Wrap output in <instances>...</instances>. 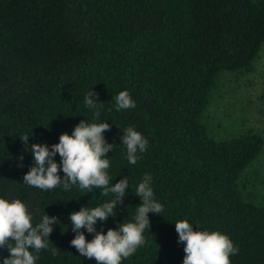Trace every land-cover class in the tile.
Returning a JSON list of instances; mask_svg holds the SVG:
<instances>
[{"label":"trees","instance_id":"1","mask_svg":"<svg viewBox=\"0 0 264 264\" xmlns=\"http://www.w3.org/2000/svg\"><path fill=\"white\" fill-rule=\"evenodd\" d=\"M263 46L264 0H0V198L25 203L34 226L44 213L60 222L49 237L59 254L42 250L36 264H96L71 246L69 216L114 196L23 183L34 161L20 137L29 136V148L51 146L81 121L111 125L110 185L129 181L115 216L98 221L97 231L134 222L145 174L164 206L149 213L147 243L122 264H183L174 224L184 220L194 231L227 235L239 249L231 264H264V205L242 181L263 138L249 131L216 140L204 123L218 75L250 73ZM92 90L98 120L84 104ZM122 91L134 109L115 110ZM128 126L149 142L135 165L121 144ZM9 255L0 248V264Z\"/></svg>","mask_w":264,"mask_h":264},{"label":"clouds","instance_id":"2","mask_svg":"<svg viewBox=\"0 0 264 264\" xmlns=\"http://www.w3.org/2000/svg\"><path fill=\"white\" fill-rule=\"evenodd\" d=\"M115 110L134 109L135 101L128 91H122L114 97ZM87 108L93 109V116L99 119L100 111L98 94L93 90L84 98ZM111 130V125L104 123H89L81 121L75 126L71 135L62 133L59 143L51 146L47 144H32L29 148L28 135H22L20 140L29 150L34 165L23 177V183L42 191L54 190L61 187L69 191L78 187L82 192L93 193L100 189V195L112 194L114 199L89 209L81 207L73 211L69 220L75 237L70 244L81 256L94 259L96 264H122L133 256L138 248L147 241L144 236L146 229L150 231L149 213L159 215L164 206L159 203L152 188V176L145 174L143 181L136 187L135 196L141 204L136 207L134 222L122 223L118 229H108L106 234L97 231V222H106L114 217L118 203L122 204L129 188L128 178L111 184L108 173L110 158L107 153L114 151V144H109L104 133ZM33 136V135H32ZM148 140L134 126L123 130L121 144L126 146V159L135 165L142 158L141 155L148 148ZM59 155L60 162L55 161ZM23 160V157L20 158ZM63 172V178L59 172ZM29 207L19 199L11 202L0 198V248H6L9 256L3 258V264H36L39 253L51 251L53 256L59 254L49 237L53 232V225L59 222L57 217H49L44 213L41 221L35 226ZM60 223V222H59ZM175 231L178 243L184 245L183 264H231L230 257L238 253L231 239L220 232L194 231L187 221H177ZM82 229L93 234L91 241L86 240Z\"/></svg>","mask_w":264,"mask_h":264},{"label":"rangeland","instance_id":"3","mask_svg":"<svg viewBox=\"0 0 264 264\" xmlns=\"http://www.w3.org/2000/svg\"><path fill=\"white\" fill-rule=\"evenodd\" d=\"M210 136L223 140L255 132L264 142V46L250 73H220L204 113ZM245 193L264 205V143L258 158L245 171Z\"/></svg>","mask_w":264,"mask_h":264}]
</instances>
